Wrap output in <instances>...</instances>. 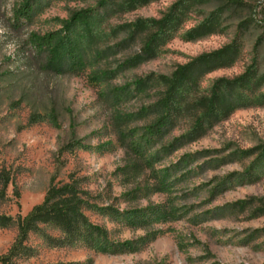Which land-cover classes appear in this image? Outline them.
Listing matches in <instances>:
<instances>
[{
  "label": "rangeland",
  "instance_id": "374dc122",
  "mask_svg": "<svg viewBox=\"0 0 264 264\" xmlns=\"http://www.w3.org/2000/svg\"><path fill=\"white\" fill-rule=\"evenodd\" d=\"M23 1L0 0V215L11 219L0 226V255L49 185L75 180L108 240L154 239L101 253L60 244L63 233L40 224L15 264H264V0H154L133 10L123 0H29L32 12L15 23ZM213 17L214 32L186 35ZM49 32L56 38L43 51L29 43ZM232 45L230 64L185 82L186 65ZM245 74L231 100L240 104L187 136L212 90ZM172 78L190 87L194 106L136 154Z\"/></svg>",
  "mask_w": 264,
  "mask_h": 264
},
{
  "label": "trees",
  "instance_id": "16d2710c",
  "mask_svg": "<svg viewBox=\"0 0 264 264\" xmlns=\"http://www.w3.org/2000/svg\"><path fill=\"white\" fill-rule=\"evenodd\" d=\"M154 0H123L133 10L138 6L145 5ZM29 0H24L22 4L14 10L13 20L15 23H20L28 18L32 12ZM92 10H81L77 12L72 19L78 20L81 16H87ZM174 18V17H173ZM216 17L212 20H204L198 26L188 30L186 35H190L191 39H198L205 35L214 32V23ZM209 21V22H208ZM55 33L49 32L43 35L30 34L29 43L38 51L50 47L55 40ZM150 41L146 43L145 49H150ZM236 47L234 45L222 48L214 53L203 55L196 58L193 62L186 65L187 70L185 82L192 84L195 78L199 75L207 73L214 68L230 64L236 55ZM169 85L161 97L159 105L164 109V114L152 125L144 127L141 139L143 146L137 144L132 145V150L136 154H143L145 151L153 147L158 142L171 126H173V117L175 114L181 115L183 111H189L194 106L195 99L188 98L192 96L189 94L190 87H177L173 82V78L168 81ZM249 83L247 74L240 75L234 78L231 82L227 81V87H216V91L212 90L209 99L201 105L202 109L194 113L193 124L187 136L198 133L206 127L211 125L213 120L222 119L231 108L238 106L240 103L231 101L233 95L239 94L240 90L236 88H245ZM233 86V87H232ZM235 86V87H234ZM188 91V92H186ZM205 100V98H204ZM242 100V99H241ZM242 105L246 103L241 101ZM195 108V107H194ZM193 108V109H194ZM174 143H170L160 152L166 154ZM164 151V152H163ZM91 198L89 193L80 188L75 180H69L61 183H51L47 188L42 201L34 205L22 218L18 221V234L11 247L0 255V264H15V259L20 252L25 248L24 242L30 232L35 231L40 224H52L55 228L63 233V237L59 240L60 244L82 246L86 248L105 252H133L141 249L146 243L152 241L154 236L144 235L143 242L133 247L132 242L124 241L122 243L108 240V231L102 226L91 222L85 214V211L91 208ZM11 219L7 216L0 215V226H6ZM142 217L135 224L142 222ZM133 222V221H132ZM264 233V227L257 230ZM68 264H79L70 262Z\"/></svg>",
  "mask_w": 264,
  "mask_h": 264
}]
</instances>
